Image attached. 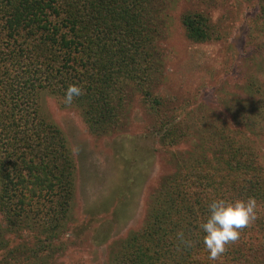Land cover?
<instances>
[{
    "label": "trees",
    "instance_id": "obj_1",
    "mask_svg": "<svg viewBox=\"0 0 264 264\" xmlns=\"http://www.w3.org/2000/svg\"><path fill=\"white\" fill-rule=\"evenodd\" d=\"M178 1L0 0V264H50L67 248L60 236L75 193V164L65 136L41 113V93L76 110L95 137L124 129L138 96L161 147L184 141L176 113L157 93L165 64L158 50L162 17ZM183 1L187 9L177 18L185 41L219 42L225 30L208 10L226 0ZM256 4L246 22L261 49L264 0ZM70 84L82 85L85 94L67 106ZM257 86H243L248 105L236 98L233 128L218 118L223 127L212 123L208 141L159 178L141 227L109 245L107 263L264 264V153L258 146L264 85ZM248 197L260 205L258 219L219 261L209 260L200 225L210 203ZM181 230L192 247L180 245Z\"/></svg>",
    "mask_w": 264,
    "mask_h": 264
},
{
    "label": "rangeland",
    "instance_id": "obj_2",
    "mask_svg": "<svg viewBox=\"0 0 264 264\" xmlns=\"http://www.w3.org/2000/svg\"><path fill=\"white\" fill-rule=\"evenodd\" d=\"M256 2L226 0L209 9L212 21L225 32L219 42L203 45L188 44L182 37L177 16L187 9L186 2L179 0L165 10L158 43L165 64L157 93L176 113L175 126L184 133L176 148L159 145L138 96L132 100L124 129L95 137L76 110L60 107L47 92L40 94L41 113L61 130L75 164V193L60 236L67 248L50 264H109V245L141 227L159 178L208 141L210 126L218 118L233 128L236 98L248 105L243 86L249 81L257 88L264 85V47L257 46L261 39L250 37L246 22L256 14ZM217 122L220 130L223 126ZM259 141L264 153V138Z\"/></svg>",
    "mask_w": 264,
    "mask_h": 264
},
{
    "label": "clouds",
    "instance_id": "obj_3",
    "mask_svg": "<svg viewBox=\"0 0 264 264\" xmlns=\"http://www.w3.org/2000/svg\"><path fill=\"white\" fill-rule=\"evenodd\" d=\"M85 94V89L79 84H70L63 98V103L72 105L75 98ZM260 205L255 197L246 200L225 198L214 199L209 205L210 215L206 222L200 225L206 235L203 242L209 252V260L219 261L227 251V247L236 243L242 232L258 219ZM180 245L192 247L193 241L185 237L181 230L176 234Z\"/></svg>",
    "mask_w": 264,
    "mask_h": 264
}]
</instances>
